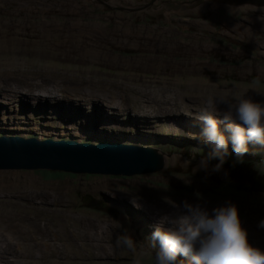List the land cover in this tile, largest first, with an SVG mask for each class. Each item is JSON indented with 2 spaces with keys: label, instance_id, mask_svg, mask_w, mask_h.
<instances>
[{
  "label": "rangeland",
  "instance_id": "rangeland-1",
  "mask_svg": "<svg viewBox=\"0 0 264 264\" xmlns=\"http://www.w3.org/2000/svg\"><path fill=\"white\" fill-rule=\"evenodd\" d=\"M149 1L0 0V86L21 92L31 90L27 81H39L40 88L42 80L62 82L55 107L67 110L64 116L48 113L42 100L31 109L12 104L25 124L18 135L38 137L52 124L59 130H44L42 138L92 142L116 133L118 142L156 147L165 163L160 171L129 176L0 170V264H133L136 257L115 244L123 234L149 252L141 264H152L147 239L155 224L134 199L155 209L157 220L176 212L165 198L210 213L231 202L249 242L264 250V229L257 227L264 220V145L251 143L238 159L228 143L221 170H212L219 163L214 159L205 171L199 162L212 146L196 133L171 129L167 116L194 115L208 98L236 91L264 104V6ZM87 95L91 101L80 105ZM99 102L117 111L105 115ZM143 105L154 119L145 117ZM217 110L223 120L227 105L217 103ZM2 117L0 110V135ZM224 128L221 123L229 137ZM244 161L252 164L250 178L238 175ZM44 239L55 251L42 250Z\"/></svg>",
  "mask_w": 264,
  "mask_h": 264
},
{
  "label": "clouds",
  "instance_id": "clouds-1",
  "mask_svg": "<svg viewBox=\"0 0 264 264\" xmlns=\"http://www.w3.org/2000/svg\"><path fill=\"white\" fill-rule=\"evenodd\" d=\"M217 103L228 107V111L222 114V121L217 119L221 115ZM195 119L203 123L200 133L202 142L212 146L199 162L202 170L207 171L208 162L214 159H218L219 163L212 170H221L229 155V139L238 159L248 152L249 143L264 145V104L246 98L245 91L208 98ZM236 119L241 123H237ZM221 123L225 124L224 131L230 133L229 137L221 131ZM164 202L176 212L160 216L147 239L154 254L152 264H264V250L249 242L248 232L242 226L235 204L227 202L226 206L216 207L210 213L200 204L183 201L182 205H178L167 198ZM257 227L264 229V220L259 221ZM115 244L136 257L133 264H141L149 255L142 246L138 248L128 234L118 236ZM178 256L184 259H178Z\"/></svg>",
  "mask_w": 264,
  "mask_h": 264
},
{
  "label": "water",
  "instance_id": "water-1",
  "mask_svg": "<svg viewBox=\"0 0 264 264\" xmlns=\"http://www.w3.org/2000/svg\"><path fill=\"white\" fill-rule=\"evenodd\" d=\"M214 2L228 5L233 9L242 6H264V0H215ZM62 105L63 102L60 106ZM13 107L16 110L18 107L31 109L34 105L28 100H17V103H13ZM31 114L28 115L29 118ZM116 135L109 133L102 139L96 137L100 138L96 143V139H93L94 142H81L74 138H38L2 134L0 135V170L43 169L72 174L129 176L157 172L164 168V158L156 147L118 142L115 140ZM112 139L114 140L111 141Z\"/></svg>",
  "mask_w": 264,
  "mask_h": 264
},
{
  "label": "bare ground",
  "instance_id": "bare-ground-1",
  "mask_svg": "<svg viewBox=\"0 0 264 264\" xmlns=\"http://www.w3.org/2000/svg\"><path fill=\"white\" fill-rule=\"evenodd\" d=\"M149 1V0H148ZM161 4H169V3H172L171 0H161L160 1ZM178 2H181V0H178ZM151 3V0L148 2V4ZM179 4V3H178ZM218 5H221L223 7H229L228 5L227 6H224L223 4L219 3ZM249 10V9H248ZM136 13V12H135ZM134 15V14H133ZM128 22V21H126ZM237 31V30H236ZM150 46V45H149ZM150 48V47H148ZM37 81V80H36ZM39 82V81H38ZM38 82H32V81H27V83H29V85L31 86V90H27L28 89V86L27 87H24L23 90L20 92V91H17V89H15V86H11L10 84H7V85H4V86H0V110L2 112V122H3V125H2V128L4 131L3 132V135H9V134H18V132L21 130V126L25 125L24 123H20L17 119L18 117H16V115L13 114V111L11 110V106L13 104V102L15 103V101L17 100V98H20V99H27L28 102L30 104H33L35 101L39 100V101H43L45 100L47 103H48V107H49V111L48 113H58L60 114L61 116H64V109L62 112L57 110V108L55 107V105L57 104V102L61 99H59V95L60 93H63L61 91V83L58 82V81H54L52 82V80L50 81H47V80H42L41 81V84H43V88H40V84H37ZM49 83H52L51 85ZM10 87L8 89H4V87ZM34 89H35V92H34ZM89 96V98L83 102V103H79L80 105L82 106H85V104H88L89 101H91L90 99V95H87ZM88 101V102H87ZM98 105H100L104 111L106 112L105 115L108 114V112H111V113H115L117 110L115 109H110L109 107L105 106L102 102H99ZM144 107V109H143ZM85 108V107H84ZM142 110L145 112V117L147 118H153L152 115H154V111L151 112L149 108H147V106L145 107L144 105L142 106ZM47 112V111H46ZM199 112H196V114H198ZM30 113H27L26 114V118L28 117ZM126 114V113H125ZM132 114V113H131ZM161 114V113H160ZM162 114H166L167 113L165 111H162ZM196 114L194 115H189L188 113L187 114H184L182 113L181 115L184 117L182 119H180L178 116L179 115H174V116H170V115H167L168 117H170V126H171V129H180V130H184V131H187V132H192V133H196L197 135H200L201 131H202V128H203V123L201 121H198L197 119H195V116ZM48 116V115H47ZM133 116H136L135 114ZM144 116V115H143ZM138 117V116H136ZM5 118H7V120H5ZM110 118V117H109ZM220 118L221 121H222V118L221 117H217V119ZM154 119V118H153ZM235 119V118H234ZM135 120V119H133ZM238 121V120H237ZM236 121V122H237ZM98 122V121H97ZM137 122L139 123H142L141 120H138ZM145 122V121H144ZM103 123L105 122H100V125H102ZM107 124H109L108 122H106ZM238 123V122H237ZM114 126L116 125L115 123H112ZM1 125V123H0ZM139 125V124H138ZM144 125V124H143ZM160 125H150L149 127L150 128H153V129H156L158 130L160 127ZM70 127V126H69ZM33 129H36V128H33ZM46 130H52V131H58L59 129L57 128V126H54V124L52 125H46L45 126V129H43L42 131H39L38 132V138H41L43 136V134H45V131ZM100 130V129H99ZM102 130V129H101ZM5 131L7 133H5ZM178 131V130H177ZM166 132V131H165ZM154 133H157V131H154ZM63 133H61L62 135ZM160 135V134H159ZM180 135V134H179ZM21 137H27V136H24V135H20ZM150 136V135H149ZM97 141L96 143L99 141L100 138H95ZM173 140V139H172ZM94 142V141H92ZM194 142V141H193ZM228 143H231V140L229 139ZM248 145H251V143H249ZM207 146V145H206ZM205 148V147H204ZM22 171V170H21ZM24 171V170H23ZM26 171V170H25ZM21 175V174H20ZM23 175V174H22ZM2 176V175H1ZM24 176V175H23ZM30 177V176H29ZM143 177V176H142ZM4 178V177H3ZM7 178V176H6ZM26 178V177H25ZM28 178V177H27ZM30 180V179H29ZM39 180V179H38ZM28 181V180H27ZM109 181V180H108ZM246 181V180H245ZM9 182V181H8ZM6 183V182H5ZM10 183V182H9ZM8 183V184H9ZM22 183V182H21ZM25 183H28V182H25ZM246 183V182H245ZM42 184V182H41ZM4 185V184H3ZM35 185V184H34ZM54 185V184H53ZM58 185V184H57ZM10 186V185H8ZM105 186V185H104ZM25 188V187H24ZM8 189V188H7ZM6 189V190H7ZM43 189V188H41ZM62 189V188H61ZM65 189V188H64ZM5 190V191H6ZM12 190V189H11ZM55 191V190H54ZM238 191V190H237ZM45 192V191H44ZM52 192V191H51ZM60 192V191H59ZM39 193V192H38ZM42 193V192H41ZM46 193V192H45ZM130 194V193H129ZM38 195V194H37ZM238 195V194H237ZM114 196H116L118 199L122 200L123 197L121 196V194H115L114 192ZM133 201V200H132ZM134 203H136V206L138 210H146L144 211V213L146 214V217L148 218V221L151 220L154 224L157 223V218H156V211L155 209L149 207L148 209L145 207V205H143L141 202H138L137 200L134 199ZM138 205V206H137ZM9 210V209H8ZM123 217V216H122ZM121 217V218H122ZM146 219V218H145ZM76 223V220L73 219ZM1 221V219H0ZM3 222V221H2ZM74 223V224H75ZM5 226V225H4ZM63 227V226H62ZM61 227V229H62ZM13 234L14 236L18 237L19 236V231L18 229H15L13 228ZM47 237V236H45ZM132 237V236H131ZM47 241L48 239H44L43 242L41 243L42 245V250L43 251H46V252H53L55 251V248H53L52 246H50V244H47ZM138 241V240H137ZM137 243V242H136ZM24 245L22 246L21 248V251L24 253L25 250H24ZM0 249H4L3 247L0 246Z\"/></svg>",
  "mask_w": 264,
  "mask_h": 264
},
{
  "label": "trees",
  "instance_id": "trees-1",
  "mask_svg": "<svg viewBox=\"0 0 264 264\" xmlns=\"http://www.w3.org/2000/svg\"><path fill=\"white\" fill-rule=\"evenodd\" d=\"M240 165H243L244 167L239 170L238 175H241L242 178H247V177L250 178L252 176V173H251L252 171L250 169V167L253 168L251 166L252 164L250 162L244 161V162L240 163ZM233 172H234V170H233ZM230 174H233V173L230 172ZM263 182H264V180L262 179V181H260L259 183L261 184ZM221 187H226V186L222 185Z\"/></svg>",
  "mask_w": 264,
  "mask_h": 264
},
{
  "label": "flooded vegetation",
  "instance_id": "flooded-vegetation-1",
  "mask_svg": "<svg viewBox=\"0 0 264 264\" xmlns=\"http://www.w3.org/2000/svg\"><path fill=\"white\" fill-rule=\"evenodd\" d=\"M208 1V2H207ZM203 0V2H205V3H207V4H214V3H216V2H214L215 0ZM216 4H219V3H216ZM224 8H226V7H224Z\"/></svg>",
  "mask_w": 264,
  "mask_h": 264
}]
</instances>
